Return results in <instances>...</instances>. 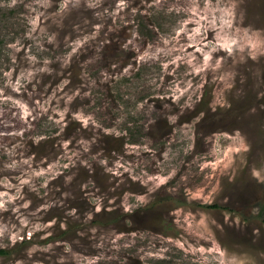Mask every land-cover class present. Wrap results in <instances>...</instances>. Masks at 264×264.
I'll return each mask as SVG.
<instances>
[{
  "label": "rangeland",
  "instance_id": "374dc122",
  "mask_svg": "<svg viewBox=\"0 0 264 264\" xmlns=\"http://www.w3.org/2000/svg\"><path fill=\"white\" fill-rule=\"evenodd\" d=\"M0 264H264V0H0Z\"/></svg>",
  "mask_w": 264,
  "mask_h": 264
}]
</instances>
